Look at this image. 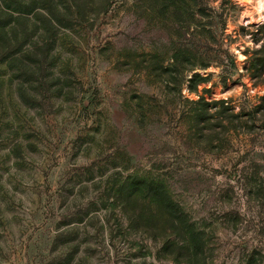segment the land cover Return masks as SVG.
Masks as SVG:
<instances>
[{
	"label": "rangeland",
	"instance_id": "obj_1",
	"mask_svg": "<svg viewBox=\"0 0 264 264\" xmlns=\"http://www.w3.org/2000/svg\"><path fill=\"white\" fill-rule=\"evenodd\" d=\"M243 3L0 0V264H264Z\"/></svg>",
	"mask_w": 264,
	"mask_h": 264
},
{
	"label": "bare ground",
	"instance_id": "obj_2",
	"mask_svg": "<svg viewBox=\"0 0 264 264\" xmlns=\"http://www.w3.org/2000/svg\"><path fill=\"white\" fill-rule=\"evenodd\" d=\"M255 2V0H245V3H243L245 6L246 5H250V4H253ZM259 7V6H258ZM263 10H264V7H263V9L262 10H258L259 12V14H258V20L259 19H261V16L263 15ZM246 12H247V14H246V17H245V19L247 20V21H251L252 20V18H253V16H252V11L250 10V7L248 6V8L246 9ZM255 12V11H254Z\"/></svg>",
	"mask_w": 264,
	"mask_h": 264
},
{
	"label": "trees",
	"instance_id": "obj_3",
	"mask_svg": "<svg viewBox=\"0 0 264 264\" xmlns=\"http://www.w3.org/2000/svg\"><path fill=\"white\" fill-rule=\"evenodd\" d=\"M6 36H7L6 32H3V34H1L0 44L2 45V47L7 46V44L9 43V40H8V38Z\"/></svg>",
	"mask_w": 264,
	"mask_h": 264
}]
</instances>
